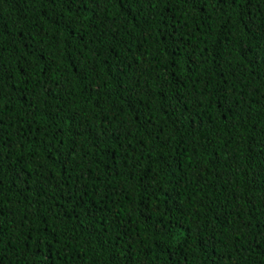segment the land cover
I'll list each match as a JSON object with an SVG mask.
<instances>
[{
    "label": "trees",
    "instance_id": "trees-1",
    "mask_svg": "<svg viewBox=\"0 0 264 264\" xmlns=\"http://www.w3.org/2000/svg\"><path fill=\"white\" fill-rule=\"evenodd\" d=\"M0 264H264V0H0Z\"/></svg>",
    "mask_w": 264,
    "mask_h": 264
},
{
    "label": "snow or ice",
    "instance_id": "snow-or-ice-1",
    "mask_svg": "<svg viewBox=\"0 0 264 264\" xmlns=\"http://www.w3.org/2000/svg\"><path fill=\"white\" fill-rule=\"evenodd\" d=\"M89 2H91V0H89ZM66 3L72 4V3H74V0H66Z\"/></svg>",
    "mask_w": 264,
    "mask_h": 264
}]
</instances>
